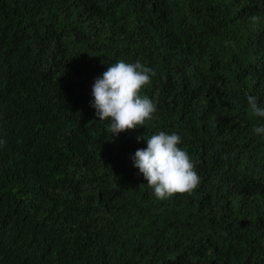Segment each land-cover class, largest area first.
Here are the masks:
<instances>
[{
    "label": "trees",
    "instance_id": "trees-1",
    "mask_svg": "<svg viewBox=\"0 0 264 264\" xmlns=\"http://www.w3.org/2000/svg\"><path fill=\"white\" fill-rule=\"evenodd\" d=\"M252 17L257 19L253 21ZM156 75L145 126L90 106L118 60ZM264 0H0V264H264ZM158 131L201 181L160 201L130 158Z\"/></svg>",
    "mask_w": 264,
    "mask_h": 264
},
{
    "label": "clouds",
    "instance_id": "clouds-1",
    "mask_svg": "<svg viewBox=\"0 0 264 264\" xmlns=\"http://www.w3.org/2000/svg\"><path fill=\"white\" fill-rule=\"evenodd\" d=\"M253 21L257 18L252 17ZM156 75L152 67L140 61L134 63L121 59L111 63L92 85L90 106L95 109L98 120L109 121L107 131L111 136L145 126L152 120L157 106L142 89L149 86ZM247 104L254 116L264 118V106L257 97L246 95ZM255 134H264V125L254 126ZM146 140V147L138 148L130 157L153 190L156 199L164 201L176 194L191 195L201 178L188 152L179 147L181 137L173 132L158 131ZM6 141L0 139V148Z\"/></svg>",
    "mask_w": 264,
    "mask_h": 264
}]
</instances>
